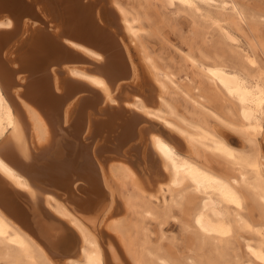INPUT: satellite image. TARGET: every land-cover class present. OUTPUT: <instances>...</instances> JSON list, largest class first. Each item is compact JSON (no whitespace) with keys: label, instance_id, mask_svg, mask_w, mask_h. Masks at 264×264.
Returning <instances> with one entry per match:
<instances>
[{"label":"bare ground","instance_id":"obj_1","mask_svg":"<svg viewBox=\"0 0 264 264\" xmlns=\"http://www.w3.org/2000/svg\"><path fill=\"white\" fill-rule=\"evenodd\" d=\"M172 1L239 60L207 61L198 49L197 63L178 50V66L197 69L207 87L187 77L180 84L143 42L152 35L147 16L119 0H0L6 264H176L148 247V223L171 207L188 217L183 230L195 231L199 249L208 247L204 261L189 255L180 264H223L217 244L234 229L261 236L241 211L248 199L264 221V72L255 59L264 42L247 38L242 12L227 0ZM199 3L228 14L201 13ZM208 91L233 106L226 121L204 107ZM217 124L237 134L239 148ZM208 155L234 175L208 167ZM187 188L196 203L181 210ZM251 242L247 256L264 261V244Z\"/></svg>","mask_w":264,"mask_h":264},{"label":"rangeland","instance_id":"obj_2","mask_svg":"<svg viewBox=\"0 0 264 264\" xmlns=\"http://www.w3.org/2000/svg\"><path fill=\"white\" fill-rule=\"evenodd\" d=\"M119 1L126 4L132 11L141 17L147 16V20L144 21V24L152 35L144 38L143 42L153 54L161 58V63L171 68L180 84L185 83V78L187 77L194 78L197 86L207 87L197 69L194 67H184L185 70H183L181 66H178L181 61L178 50L182 53H189L190 51L192 53V58L197 63H201L202 61L198 53L199 50L207 58V61H215L220 58L230 64H237L239 62L236 54L229 51L227 45L221 40L215 29L208 30L206 24H204L197 15L193 12L191 13V11L186 8L180 7L172 0H150L148 7L145 6L143 0ZM227 1L231 4H235L242 12L243 17L240 22L247 38L256 42V38L258 37L264 42V0ZM197 6L202 11L201 13H207L211 16L217 15L218 18L221 19L226 18L221 14H228L221 13L217 9L201 3L197 4ZM249 24H254L253 26H256L258 29L257 34L252 33ZM43 25L44 24H41V26ZM195 29L198 30L197 33H195ZM152 30L154 32H152ZM207 31H209V34H206ZM131 48L133 50H131L132 53L137 57L136 50L132 46ZM255 59L259 68L264 72V54L257 46L255 50ZM205 97L204 107L213 112L220 119L226 121L227 111L229 110L231 113H235L233 106L231 107L227 101L224 102V99L220 98L217 94L210 95L208 91ZM176 115L184 119V111L179 106L176 107ZM262 124L264 126V122H262ZM217 125L221 128L220 130H224L223 132L226 134L229 133L228 140L231 145L239 148V138L237 134L229 131L226 127H222L219 124ZM260 137L261 136L258 138ZM263 142L260 143V148L262 150H264ZM201 161L204 162L200 159V162ZM205 163L218 173L227 176H232L235 173L232 171V166L220 158L208 155ZM259 171L264 177V164L260 165ZM184 196L181 210L186 208L188 206L187 204H189V202L191 203V201L192 204L196 203L195 195L190 189L187 188L185 190ZM221 208H224L227 213L230 214L233 211L230 206L222 205ZM156 210L158 211V209ZM241 213L250 221L254 231L259 230L261 232V236L234 229L226 240L217 244L223 264H264V261L260 262L248 257L245 250L246 241L253 242L259 240L264 244V221L261 214L255 206V203L248 199H246ZM159 214L160 213H155V219L148 223V230L150 232L148 247L158 252L160 256L169 258L176 264H180L181 261L189 255H192V258L199 256L200 259L204 261L208 252L207 244L205 243L204 246L199 249L195 231L190 227L187 228V230H183V228L188 225V217L185 216V213L182 214L178 208L171 207L168 216L159 218ZM124 217L127 221L130 219L127 214L124 215ZM0 264L6 263L4 260H0Z\"/></svg>","mask_w":264,"mask_h":264},{"label":"water","instance_id":"obj_3","mask_svg":"<svg viewBox=\"0 0 264 264\" xmlns=\"http://www.w3.org/2000/svg\"><path fill=\"white\" fill-rule=\"evenodd\" d=\"M8 191V190H7ZM7 193H9V192H7Z\"/></svg>","mask_w":264,"mask_h":264}]
</instances>
